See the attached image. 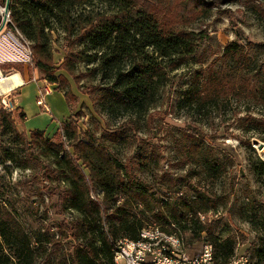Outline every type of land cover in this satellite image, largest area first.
<instances>
[{
    "label": "rangeland",
    "instance_id": "1",
    "mask_svg": "<svg viewBox=\"0 0 264 264\" xmlns=\"http://www.w3.org/2000/svg\"><path fill=\"white\" fill-rule=\"evenodd\" d=\"M207 2L215 6L211 11L185 19L152 2L163 23L192 35L196 49L180 68L168 70L167 81L155 93L147 112H126L112 107L106 99L116 87L119 71L129 70L135 61L130 58L118 65L100 66L99 61L87 57L102 49L95 51L91 44L79 39L78 33L89 31L92 24L97 26L118 17V9L109 1L94 0L73 10L72 42L62 30L53 35L52 64L56 76H64L70 82L76 99L73 106L32 64L30 44L13 33L26 49L20 55H11L21 57L25 73L31 80L35 78L41 89L51 90L43 115L33 117L28 111L25 114L30 121L26 117L22 120L20 109H16L13 126L0 129V202L33 242V264H73L75 249L82 243L78 230L83 217L69 207L66 199L70 185L43 145L33 142L31 135L41 131L45 138L57 144L63 142L67 147L68 141L60 129L62 123L69 121L75 123L80 141L103 143L153 192L158 191L160 200L182 197L209 201L211 209L204 225L212 227L213 238L233 237L239 258L261 264L255 251L264 239V150L259 151L254 143H264V1ZM3 8L0 6L1 13ZM231 43L244 46V54L256 70L255 86L247 97L201 103L196 92L202 79L221 70L227 62L225 48ZM147 52L150 57H157L152 49ZM70 53L81 56L70 63L73 77L58 70ZM0 72L5 76L16 73ZM30 93L31 97L22 92L18 101L32 103L33 92ZM17 94L14 91L12 98ZM195 144L203 145L225 164L226 173L221 178L213 181L202 168L188 162L189 148ZM87 188L92 199L102 202V192L90 180ZM140 211L138 208L136 213ZM139 218L149 224L146 214L139 213ZM195 220L192 218L185 230L178 227L190 255L198 253L207 241L204 235L197 237L199 223ZM208 242L213 243L214 239L209 237ZM14 253L15 248L0 237V264H25L15 260ZM103 262L107 264L106 260Z\"/></svg>",
    "mask_w": 264,
    "mask_h": 264
},
{
    "label": "trees",
    "instance_id": "2",
    "mask_svg": "<svg viewBox=\"0 0 264 264\" xmlns=\"http://www.w3.org/2000/svg\"><path fill=\"white\" fill-rule=\"evenodd\" d=\"M6 1L0 0V6H4ZM93 1L11 0L9 5L7 29L17 34L21 41L30 44L32 64L45 75V80L57 86V91L62 92L67 103L72 106L76 99L70 89V82L64 76H56L57 70L52 64V38L62 30L72 42L73 10ZM107 1L118 9V17L111 22H100L97 26L92 24L89 31L78 33L79 39L82 43L91 44V49L95 51L102 49L94 56L87 57V60L99 61L100 66L118 65L130 58L135 61L129 70L119 71L116 87L106 95V99L112 107L126 112H147L153 104L155 93L165 85L168 70L180 68L196 49L192 35L163 23L155 13L152 2L166 6L179 19L205 15L215 6L207 0ZM149 49L153 50L156 58L148 55ZM244 50V46L238 43L226 46L224 58L227 62L219 72L205 76L200 90L196 92L201 103L217 102L228 97H247L252 92L256 83V70L252 68ZM74 58L79 60L81 56L70 53L58 70H64L73 77L74 68L70 63ZM0 70H15L23 74L24 65L5 64L0 66ZM74 79L76 81V77ZM14 113L5 111L0 100V129L13 126ZM20 117L23 120L26 116L21 112ZM60 130L68 141L67 147L63 142L57 144L45 138L41 131L32 132L31 135L33 142L39 141L47 156L62 170L65 181L70 185L66 197L69 207L83 217L78 230V240L81 239L82 243L75 249L73 264H105L104 260L107 264H114L113 250L117 243L125 238L137 239L140 231L147 226L139 218V213L148 216V225L156 224L170 231L172 225L185 230L191 219H196L195 222L199 223L197 237L206 233L207 242L209 237L214 239L211 244L215 259L219 264L230 263L235 254L234 238H213L212 227L204 225L198 218V214L209 213V201L179 197L164 202L159 199L158 191L153 192L146 185L147 182L140 179L103 143L90 141L84 144L80 141L74 122L62 123ZM187 155L188 162L202 168L213 181L226 173L225 164L203 145H192ZM88 180L102 192V202L92 199L87 188ZM138 208L141 211L136 213ZM255 219L261 218L255 216ZM0 237L8 246L15 248V260L33 264V242L1 202ZM255 256L259 263L264 264V239L255 251ZM9 259L5 257V260Z\"/></svg>",
    "mask_w": 264,
    "mask_h": 264
},
{
    "label": "built area",
    "instance_id": "3",
    "mask_svg": "<svg viewBox=\"0 0 264 264\" xmlns=\"http://www.w3.org/2000/svg\"><path fill=\"white\" fill-rule=\"evenodd\" d=\"M1 14L3 16V10ZM14 91L0 96L1 106L5 111L15 112L17 109L12 100ZM50 92L48 87L40 90L37 100L39 107L48 109L46 97ZM198 218L201 223H206V215L198 214ZM172 227L170 231L156 224H150L140 231L137 239L120 240L113 250L115 264H219L215 259L211 243L205 241L198 253L190 255L179 229L175 225ZM202 235L204 238L207 236L206 233ZM229 264H252V262L246 257L239 258L235 253Z\"/></svg>",
    "mask_w": 264,
    "mask_h": 264
},
{
    "label": "crops",
    "instance_id": "4",
    "mask_svg": "<svg viewBox=\"0 0 264 264\" xmlns=\"http://www.w3.org/2000/svg\"><path fill=\"white\" fill-rule=\"evenodd\" d=\"M1 21H2V14L0 11V25H1ZM26 49L25 46H23L20 41L18 40V38L7 29V26H5V28L0 32V66L1 65H5V64H13V65H17V64H22L20 62L21 61V57H19L18 55H11L13 54V52H19L22 54L23 50L22 49ZM23 56V55H22ZM24 65V64H23ZM27 67V66H26ZM20 78L23 81V85L16 89L15 91H18L17 96L13 97L12 100H14L15 102V106L17 108L20 109V112H23L25 114V112H31L32 116H40L43 115L44 112L42 111V108L39 107L35 101V99L37 100V97L40 94V84L37 83V80L34 81V79H30L29 77V73H19L16 72ZM35 76V74H34ZM35 83V84H33ZM33 92V96H32V103L30 102H25V101H18V96L21 95V93L23 92L25 94H30L31 97V93ZM28 92V93H27ZM51 97V95H48L46 97L47 102H49V98ZM47 104V103H46ZM41 108V109H40ZM50 108V107H49ZM51 109V108H50ZM27 121H30L27 114H25ZM65 123V122H64Z\"/></svg>",
    "mask_w": 264,
    "mask_h": 264
},
{
    "label": "bare ground",
    "instance_id": "5",
    "mask_svg": "<svg viewBox=\"0 0 264 264\" xmlns=\"http://www.w3.org/2000/svg\"><path fill=\"white\" fill-rule=\"evenodd\" d=\"M23 85V81L20 76L15 73L9 76H5L0 72V96L8 94L11 91H14L20 88ZM115 264V257H114Z\"/></svg>",
    "mask_w": 264,
    "mask_h": 264
},
{
    "label": "water",
    "instance_id": "6",
    "mask_svg": "<svg viewBox=\"0 0 264 264\" xmlns=\"http://www.w3.org/2000/svg\"><path fill=\"white\" fill-rule=\"evenodd\" d=\"M10 1L11 0H7L6 4L4 5L3 8V16H2V21H1V25H0V32L5 28V26L7 25V23L9 22V5H10ZM254 145H258V150L259 151H263L264 150V143H258V141H255Z\"/></svg>",
    "mask_w": 264,
    "mask_h": 264
}]
</instances>
